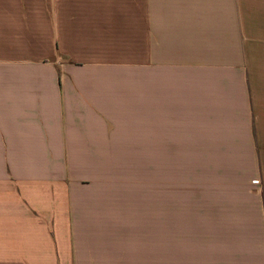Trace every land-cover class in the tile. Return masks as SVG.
Returning <instances> with one entry per match:
<instances>
[{
    "label": "crops",
    "instance_id": "1",
    "mask_svg": "<svg viewBox=\"0 0 264 264\" xmlns=\"http://www.w3.org/2000/svg\"><path fill=\"white\" fill-rule=\"evenodd\" d=\"M0 264H264V0H0Z\"/></svg>",
    "mask_w": 264,
    "mask_h": 264
},
{
    "label": "rangeland",
    "instance_id": "2",
    "mask_svg": "<svg viewBox=\"0 0 264 264\" xmlns=\"http://www.w3.org/2000/svg\"><path fill=\"white\" fill-rule=\"evenodd\" d=\"M128 165L121 166V176L128 182V188L139 189L143 184V150H133L128 153ZM198 168V167H197ZM196 168V169H197ZM125 170V173L123 172ZM198 173L193 174L191 165H182L178 167L177 174L169 166L168 189H207L208 184L200 179Z\"/></svg>",
    "mask_w": 264,
    "mask_h": 264
}]
</instances>
